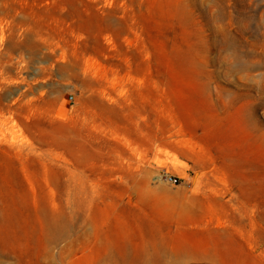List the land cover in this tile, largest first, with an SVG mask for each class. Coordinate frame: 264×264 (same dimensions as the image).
I'll use <instances>...</instances> for the list:
<instances>
[{"label": "rangeland", "instance_id": "374dc122", "mask_svg": "<svg viewBox=\"0 0 264 264\" xmlns=\"http://www.w3.org/2000/svg\"><path fill=\"white\" fill-rule=\"evenodd\" d=\"M0 264H264V0H0Z\"/></svg>", "mask_w": 264, "mask_h": 264}]
</instances>
